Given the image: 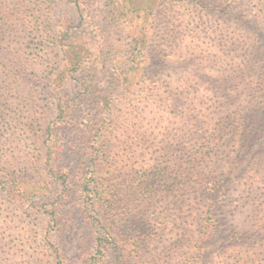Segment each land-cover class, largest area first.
<instances>
[{"label": "rangeland", "instance_id": "374dc122", "mask_svg": "<svg viewBox=\"0 0 264 264\" xmlns=\"http://www.w3.org/2000/svg\"><path fill=\"white\" fill-rule=\"evenodd\" d=\"M125 2L112 21L103 0H0V264H264V134L243 168L205 169L175 195V225L153 217L162 199L138 195L125 163L131 143L139 161L186 159L206 145L210 133H184L203 108L188 103L214 96L221 81L256 82L264 0ZM103 90L112 110L88 122L91 95ZM156 92L191 100L176 109L144 101ZM212 102L203 130L238 117ZM96 151L102 177L118 178L95 202L109 235L100 257L80 189Z\"/></svg>", "mask_w": 264, "mask_h": 264}, {"label": "trees", "instance_id": "16d2710c", "mask_svg": "<svg viewBox=\"0 0 264 264\" xmlns=\"http://www.w3.org/2000/svg\"><path fill=\"white\" fill-rule=\"evenodd\" d=\"M118 1L117 4L113 2V4L110 5L109 0H103L105 6L109 9V15L112 21H114L118 15L123 16L125 14V0ZM1 35L4 36L2 30L0 31V36ZM259 37L262 40L260 46V51H262V53H257V55H262L264 58V36ZM64 39L65 37H62L60 43H62ZM62 46H64V44ZM109 66H111L112 69H117L118 67L116 63L107 62L103 64V68ZM253 83H256L255 86ZM91 85L92 84H88L86 89L88 87L90 88ZM113 86V82H107L108 89ZM214 89L216 92L214 96L202 97L197 105L194 100L188 103L190 109L193 106L200 105H203V108L197 111L196 116L189 117L190 124L184 129V133L186 131V135L189 138L196 135V130L199 131L197 134H203L202 131H204L206 134L210 133V138H207L209 141L204 146L191 147L187 151L186 159L182 157L178 160L171 154V156L145 157L144 160L139 161L137 159L138 156H135L136 151L133 150L136 149V145L132 143L126 145V169L127 171L129 169L131 183L134 185L135 191L138 195L145 197L144 200L150 201V203L157 198L162 199L161 201L164 203V205L160 206L159 210H155L152 213L153 217L159 221H167L174 225L176 224L181 216L175 213L176 211L174 208L177 206L178 200L173 201V198H175L176 194L182 193L189 185L197 184L200 172H204L205 169H207L206 172L213 175L221 169L225 170L226 166L229 170H233V168H243L244 165L242 164H244V162H248L249 159L254 158L260 152H256L255 149L261 144L264 134V65L261 66V72L256 82L237 78L235 80L221 81ZM91 96L92 104H90V108L87 110L86 119H88V122H95L99 117L101 118V114L99 116L95 114L97 110L100 112L102 111V115L104 111L108 112L112 110L111 104L113 97L109 91L106 92L105 90L97 93L95 91ZM148 97L154 98L155 104L164 108L169 107L170 109H176L178 106H183L185 102L187 103L191 100L184 97V95L178 97L173 93L160 94L159 92L155 94L150 93L146 97L141 98L146 101ZM210 100L213 101V104H218L220 107L227 106L228 108L237 109L239 112L238 117L229 125L217 128L220 124H213L206 130H203L204 126L209 123V120L205 118L201 124L199 118L203 114L201 111H209V107H207L204 102ZM128 102L127 97H124L121 98L118 105L127 104ZM193 112L196 111L194 110ZM218 120L225 122L228 120V116L221 115ZM218 120H216V122ZM113 121L114 120H111L109 122L110 125L108 129L111 128V124L113 125ZM105 134H107L106 131L103 133L104 136L102 135L103 138H105ZM226 138L229 139L231 144L225 147ZM93 147H95V143H93ZM110 147H112V149L118 148L112 145ZM110 147L108 150H110ZM102 153L101 151L95 152L91 159V170L86 173L80 187L86 219L90 221V225L93 227L97 236V256L102 255L107 239L109 241V235L105 233L97 218L95 202L99 201L101 194L104 195L106 191L111 193L118 179L114 173L111 174V172H109L110 170L107 172V175H109L108 178L105 179L102 177V166L97 162L100 160ZM115 157L116 156L113 157L114 160L112 159V165H110L109 168L118 165V161L115 160ZM138 164H140L139 167H136ZM98 173H101L102 180L96 178ZM208 177H210V175H208ZM11 183L15 182H9L8 180L6 183H2V189H8V185ZM22 185L24 186L25 184ZM7 195L9 194L7 193ZM114 205L116 204H111L110 206L113 207ZM204 234H206V232ZM95 257L96 256H94V260Z\"/></svg>", "mask_w": 264, "mask_h": 264}]
</instances>
